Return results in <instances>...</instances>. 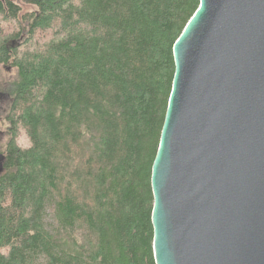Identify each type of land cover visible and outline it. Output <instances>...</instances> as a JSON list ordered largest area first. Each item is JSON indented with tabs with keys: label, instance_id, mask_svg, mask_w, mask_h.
Returning <instances> with one entry per match:
<instances>
[{
	"label": "trees",
	"instance_id": "obj_1",
	"mask_svg": "<svg viewBox=\"0 0 264 264\" xmlns=\"http://www.w3.org/2000/svg\"><path fill=\"white\" fill-rule=\"evenodd\" d=\"M20 1L0 0V264H155L152 166L200 0Z\"/></svg>",
	"mask_w": 264,
	"mask_h": 264
},
{
	"label": "water",
	"instance_id": "obj_2",
	"mask_svg": "<svg viewBox=\"0 0 264 264\" xmlns=\"http://www.w3.org/2000/svg\"><path fill=\"white\" fill-rule=\"evenodd\" d=\"M173 56L155 264H264V0H200Z\"/></svg>",
	"mask_w": 264,
	"mask_h": 264
},
{
	"label": "rangeland",
	"instance_id": "obj_3",
	"mask_svg": "<svg viewBox=\"0 0 264 264\" xmlns=\"http://www.w3.org/2000/svg\"><path fill=\"white\" fill-rule=\"evenodd\" d=\"M19 5L23 8V14L27 10H29V7L25 6L22 2ZM34 9H32V10H34ZM9 105H10V100H9L8 96L4 95V94L0 95V144L5 143L8 140L6 133L3 132L6 130V125L4 124L3 119H4V115L6 114V112L9 109ZM47 220H48L47 221L48 228L52 229L53 223H52L51 214H47Z\"/></svg>",
	"mask_w": 264,
	"mask_h": 264
}]
</instances>
